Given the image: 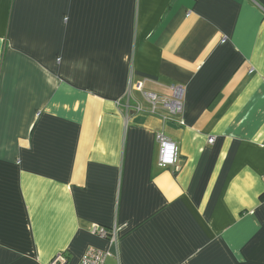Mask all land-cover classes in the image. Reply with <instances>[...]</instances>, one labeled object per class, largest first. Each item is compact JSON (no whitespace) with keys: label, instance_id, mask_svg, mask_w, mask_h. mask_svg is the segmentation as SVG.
<instances>
[{"label":"crops","instance_id":"0c3cea01","mask_svg":"<svg viewBox=\"0 0 264 264\" xmlns=\"http://www.w3.org/2000/svg\"><path fill=\"white\" fill-rule=\"evenodd\" d=\"M173 83V121L133 109ZM88 246L264 264V0H0V264Z\"/></svg>","mask_w":264,"mask_h":264},{"label":"built area","instance_id":"2783aa9c","mask_svg":"<svg viewBox=\"0 0 264 264\" xmlns=\"http://www.w3.org/2000/svg\"><path fill=\"white\" fill-rule=\"evenodd\" d=\"M170 95H159L153 91H142L147 100L148 107L144 108L141 105H136L133 109L136 112L144 110L150 113H156L164 121H173L182 113V96L183 88L179 84H170ZM165 108V110H161ZM178 122L181 124L183 120L179 118ZM155 138L158 144V158L157 165L159 167H171L176 169L179 163V149L177 144L164 132L157 131ZM212 139H210L211 141ZM93 232L108 239L111 245L116 243V227H106L103 225H94ZM111 255L109 250H104L95 246H88L83 252L77 264H107V257ZM67 259L63 253L55 254L48 264H66Z\"/></svg>","mask_w":264,"mask_h":264}]
</instances>
